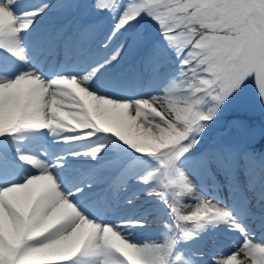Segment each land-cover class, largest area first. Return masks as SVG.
<instances>
[{"label": "snow or ice", "instance_id": "obj_1", "mask_svg": "<svg viewBox=\"0 0 264 264\" xmlns=\"http://www.w3.org/2000/svg\"><path fill=\"white\" fill-rule=\"evenodd\" d=\"M0 264H264V0H0Z\"/></svg>", "mask_w": 264, "mask_h": 264}, {"label": "rangeland", "instance_id": "obj_2", "mask_svg": "<svg viewBox=\"0 0 264 264\" xmlns=\"http://www.w3.org/2000/svg\"><path fill=\"white\" fill-rule=\"evenodd\" d=\"M189 211H191V209H186L185 214H188Z\"/></svg>", "mask_w": 264, "mask_h": 264}]
</instances>
